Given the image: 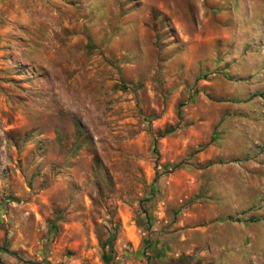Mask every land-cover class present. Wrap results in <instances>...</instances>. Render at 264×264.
<instances>
[{
	"label": "rangeland",
	"instance_id": "obj_1",
	"mask_svg": "<svg viewBox=\"0 0 264 264\" xmlns=\"http://www.w3.org/2000/svg\"><path fill=\"white\" fill-rule=\"evenodd\" d=\"M166 241L264 264V0H0V264Z\"/></svg>",
	"mask_w": 264,
	"mask_h": 264
},
{
	"label": "crops",
	"instance_id": "obj_2",
	"mask_svg": "<svg viewBox=\"0 0 264 264\" xmlns=\"http://www.w3.org/2000/svg\"><path fill=\"white\" fill-rule=\"evenodd\" d=\"M184 233L180 234V239H182ZM168 241V239H167ZM165 246H162L161 250H159V252L157 253L156 257H152L151 261L149 264H165L168 260H170L171 258V251L175 250V247L171 245L170 242H167ZM158 251V249H156ZM128 264H134V263H128ZM136 264H147L146 262L141 263V262H137Z\"/></svg>",
	"mask_w": 264,
	"mask_h": 264
}]
</instances>
